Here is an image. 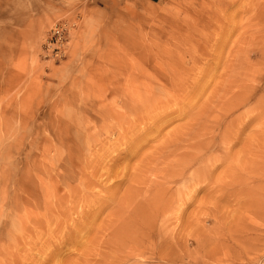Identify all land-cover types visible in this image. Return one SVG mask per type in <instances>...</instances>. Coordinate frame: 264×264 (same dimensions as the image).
<instances>
[{
  "label": "rangeland",
  "instance_id": "1",
  "mask_svg": "<svg viewBox=\"0 0 264 264\" xmlns=\"http://www.w3.org/2000/svg\"><path fill=\"white\" fill-rule=\"evenodd\" d=\"M0 264H264V0H0Z\"/></svg>",
  "mask_w": 264,
  "mask_h": 264
},
{
  "label": "built area",
  "instance_id": "2",
  "mask_svg": "<svg viewBox=\"0 0 264 264\" xmlns=\"http://www.w3.org/2000/svg\"><path fill=\"white\" fill-rule=\"evenodd\" d=\"M68 28L65 24L56 26L50 33V39L48 44L45 46V52L48 55H52L53 58H59L64 55L63 41L65 33Z\"/></svg>",
  "mask_w": 264,
  "mask_h": 264
},
{
  "label": "bare ground",
  "instance_id": "3",
  "mask_svg": "<svg viewBox=\"0 0 264 264\" xmlns=\"http://www.w3.org/2000/svg\"><path fill=\"white\" fill-rule=\"evenodd\" d=\"M133 248V247H132Z\"/></svg>",
  "mask_w": 264,
  "mask_h": 264
}]
</instances>
